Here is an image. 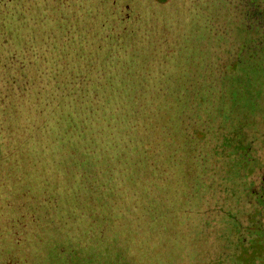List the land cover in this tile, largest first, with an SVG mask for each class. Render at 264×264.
Wrapping results in <instances>:
<instances>
[{"label":"rangeland","instance_id":"rangeland-1","mask_svg":"<svg viewBox=\"0 0 264 264\" xmlns=\"http://www.w3.org/2000/svg\"><path fill=\"white\" fill-rule=\"evenodd\" d=\"M21 1L0 264H264V21L239 0Z\"/></svg>","mask_w":264,"mask_h":264},{"label":"trees","instance_id":"trees-1","mask_svg":"<svg viewBox=\"0 0 264 264\" xmlns=\"http://www.w3.org/2000/svg\"><path fill=\"white\" fill-rule=\"evenodd\" d=\"M21 2L25 3L26 1L22 0ZM14 3H16V0H0V89L4 91L0 102L5 106L7 112L10 111V107H13L12 113L14 110L20 111L18 108L22 105L26 93L32 86L31 84L29 85L27 76L21 77L19 75V71L25 72L28 66H19L18 63L20 61L14 59L20 51L27 49L26 47H22L21 49L12 47L13 32L11 33L9 26L11 24V17L13 16ZM239 4L240 10L243 13V18L248 14L249 20L253 21L257 26L263 24L264 20L257 10L259 8L251 6L248 0H239ZM38 49L40 50V46H38ZM25 58L26 57H24V61L20 63H24ZM11 63H13L14 66H12ZM130 75L131 74L128 76ZM109 78L116 81H120L121 79V77H117L116 73H110ZM32 82H36V80H32ZM2 130H4V127L0 126V134Z\"/></svg>","mask_w":264,"mask_h":264},{"label":"flooded vegetation","instance_id":"flooded-vegetation-1","mask_svg":"<svg viewBox=\"0 0 264 264\" xmlns=\"http://www.w3.org/2000/svg\"><path fill=\"white\" fill-rule=\"evenodd\" d=\"M259 184L264 185V176H263V178L261 179V181L259 182Z\"/></svg>","mask_w":264,"mask_h":264}]
</instances>
